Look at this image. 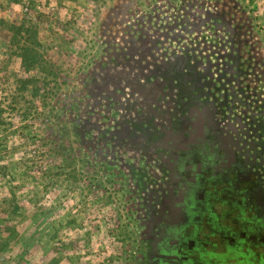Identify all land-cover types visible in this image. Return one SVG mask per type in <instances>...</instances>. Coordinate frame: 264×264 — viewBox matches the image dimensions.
Segmentation results:
<instances>
[{"label":"rangeland","instance_id":"rangeland-1","mask_svg":"<svg viewBox=\"0 0 264 264\" xmlns=\"http://www.w3.org/2000/svg\"><path fill=\"white\" fill-rule=\"evenodd\" d=\"M216 12L247 35L264 83V0H0V264L135 263L133 199L95 148L90 85L123 40L168 47Z\"/></svg>","mask_w":264,"mask_h":264},{"label":"flooded vegetation","instance_id":"flooded-vegetation-1","mask_svg":"<svg viewBox=\"0 0 264 264\" xmlns=\"http://www.w3.org/2000/svg\"><path fill=\"white\" fill-rule=\"evenodd\" d=\"M180 30L160 49L123 40L90 85L95 148L133 199L134 264H264L259 60L219 12Z\"/></svg>","mask_w":264,"mask_h":264},{"label":"trees","instance_id":"trees-1","mask_svg":"<svg viewBox=\"0 0 264 264\" xmlns=\"http://www.w3.org/2000/svg\"><path fill=\"white\" fill-rule=\"evenodd\" d=\"M37 54V49L30 47V45L23 46L20 58L21 65L24 71H28L33 67Z\"/></svg>","mask_w":264,"mask_h":264}]
</instances>
